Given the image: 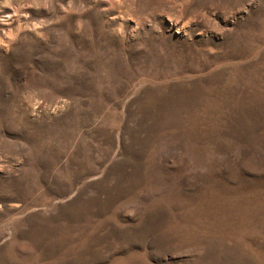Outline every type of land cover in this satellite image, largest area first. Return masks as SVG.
<instances>
[{"label": "rangeland", "instance_id": "rangeland-1", "mask_svg": "<svg viewBox=\"0 0 264 264\" xmlns=\"http://www.w3.org/2000/svg\"><path fill=\"white\" fill-rule=\"evenodd\" d=\"M0 264H264V0H0Z\"/></svg>", "mask_w": 264, "mask_h": 264}]
</instances>
